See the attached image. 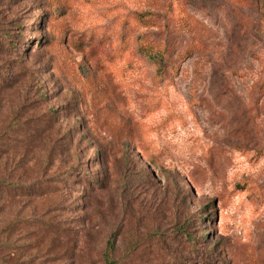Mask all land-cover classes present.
I'll return each mask as SVG.
<instances>
[{
	"label": "rangeland",
	"instance_id": "374dc122",
	"mask_svg": "<svg viewBox=\"0 0 264 264\" xmlns=\"http://www.w3.org/2000/svg\"><path fill=\"white\" fill-rule=\"evenodd\" d=\"M0 180V264H264V0H0Z\"/></svg>",
	"mask_w": 264,
	"mask_h": 264
},
{
	"label": "trees",
	"instance_id": "16d2710c",
	"mask_svg": "<svg viewBox=\"0 0 264 264\" xmlns=\"http://www.w3.org/2000/svg\"><path fill=\"white\" fill-rule=\"evenodd\" d=\"M146 49L147 54L151 57V59L157 63L160 64V66H164L166 59L168 58V46L166 44H162L159 42H156L155 44H151V46L144 47ZM6 184V186H11V182H5L0 180V186H3ZM194 239V238H192ZM115 250V239L114 237H111L108 240L107 246L105 247L103 251V258L105 264H118L115 259L112 257V253Z\"/></svg>",
	"mask_w": 264,
	"mask_h": 264
}]
</instances>
